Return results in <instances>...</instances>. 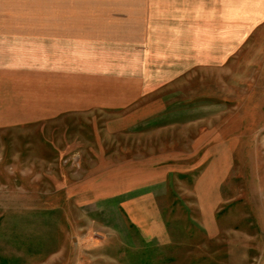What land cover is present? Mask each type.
<instances>
[{"label": "rangeland", "instance_id": "1", "mask_svg": "<svg viewBox=\"0 0 264 264\" xmlns=\"http://www.w3.org/2000/svg\"><path fill=\"white\" fill-rule=\"evenodd\" d=\"M254 43L127 110L0 126V264H264Z\"/></svg>", "mask_w": 264, "mask_h": 264}, {"label": "crops", "instance_id": "2", "mask_svg": "<svg viewBox=\"0 0 264 264\" xmlns=\"http://www.w3.org/2000/svg\"><path fill=\"white\" fill-rule=\"evenodd\" d=\"M260 38L264 0H0V126L130 109Z\"/></svg>", "mask_w": 264, "mask_h": 264}]
</instances>
